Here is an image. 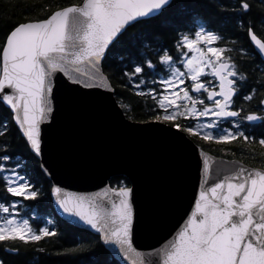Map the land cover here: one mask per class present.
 I'll return each mask as SVG.
<instances>
[{
  "label": "water",
  "instance_id": "obj_1",
  "mask_svg": "<svg viewBox=\"0 0 264 264\" xmlns=\"http://www.w3.org/2000/svg\"><path fill=\"white\" fill-rule=\"evenodd\" d=\"M173 1L84 0L20 25L2 52L0 101L52 184L55 213L120 264H264V169L158 119H128L104 73L120 37ZM249 40L264 62V41L252 30ZM229 69H212L209 100L225 99L215 118L238 116L226 108ZM115 177L130 186L111 187Z\"/></svg>",
  "mask_w": 264,
  "mask_h": 264
},
{
  "label": "trees",
  "instance_id": "obj_2",
  "mask_svg": "<svg viewBox=\"0 0 264 264\" xmlns=\"http://www.w3.org/2000/svg\"><path fill=\"white\" fill-rule=\"evenodd\" d=\"M83 1L0 0V76L3 49L17 27L45 20L56 11ZM250 30L264 41V0H175L159 16L130 27L108 52L103 70L128 119L155 120L165 111L160 102L163 81L176 72H185L184 63L190 55L186 41L200 31L212 33L223 58L242 83L243 92L235 99V109L241 110L242 116L236 120L240 127L232 130L230 139L197 142L215 156L264 168V148L249 141L244 132L245 140L241 136V128L248 125L250 108L244 103L251 97L260 108V122L264 123V62L251 45ZM179 119L173 124L185 127L187 118ZM5 166H19L28 178L31 194L20 195L11 190ZM110 185L127 188L130 182L115 177ZM51 190V182L15 125L11 111L0 101V218L5 208L14 210L34 232L44 233L25 239L4 238L0 232V264H120L100 237L70 225L55 213Z\"/></svg>",
  "mask_w": 264,
  "mask_h": 264
},
{
  "label": "rangeland",
  "instance_id": "obj_3",
  "mask_svg": "<svg viewBox=\"0 0 264 264\" xmlns=\"http://www.w3.org/2000/svg\"><path fill=\"white\" fill-rule=\"evenodd\" d=\"M216 37L209 32L200 31L193 39L186 41L190 55L184 63L185 72H176L170 78L163 81L164 87L160 96V102L165 109L164 115L158 118L167 124L174 125L180 117L187 118L186 127H181L184 132L197 136L199 140L230 139L221 130L220 122L213 119L220 106H212L207 102L203 92H209V82L212 77L208 64L216 61L214 65L223 63V53L216 45ZM210 76V77H209ZM188 77L190 82H188ZM238 123L234 121V126ZM175 126V125H174ZM6 168V177L10 188L17 194H31V186L28 178L19 171V166ZM16 211L5 208L4 215L0 218V232L4 238L24 237L34 238L43 235L34 232L28 222L15 214Z\"/></svg>",
  "mask_w": 264,
  "mask_h": 264
},
{
  "label": "flooded vegetation",
  "instance_id": "obj_4",
  "mask_svg": "<svg viewBox=\"0 0 264 264\" xmlns=\"http://www.w3.org/2000/svg\"><path fill=\"white\" fill-rule=\"evenodd\" d=\"M210 65L214 67V64L209 63L208 66L210 67ZM231 71L234 73L233 80L235 83V88L237 89L238 93L243 92L242 83L240 80H238V75H236L235 70L233 68ZM210 78L212 79V82H211L212 89L217 90L218 85H217L216 80L213 77H210ZM219 103H221V100H218L216 102H209L212 108L214 106H217ZM246 104H248V107H250L248 108V113H247L248 125L246 128H241V136L245 140L244 136L246 135L249 141L257 142V144H259L261 147L264 148V123L260 122L262 119V116L260 115V112H259L260 108L258 107V105H256V102L252 99V97L250 98L248 103H244L245 106ZM236 105H237V100H234L231 103H229L227 107L231 111L239 112V116H242L241 110L235 109ZM239 116H237V118ZM237 118L227 119V120H217V121L220 122V125H224L227 128L228 132H230L236 127L234 126V121ZM235 122H237L238 123L237 126L240 127V123L238 121H235ZM242 132H244L245 135H243ZM241 136L240 138H242ZM256 168L264 169L263 167H256Z\"/></svg>",
  "mask_w": 264,
  "mask_h": 264
},
{
  "label": "bare ground",
  "instance_id": "obj_5",
  "mask_svg": "<svg viewBox=\"0 0 264 264\" xmlns=\"http://www.w3.org/2000/svg\"><path fill=\"white\" fill-rule=\"evenodd\" d=\"M252 1V0H251ZM234 150V149H233ZM234 153V152H233ZM233 155V154H232ZM246 163V162H245Z\"/></svg>",
  "mask_w": 264,
  "mask_h": 264
}]
</instances>
